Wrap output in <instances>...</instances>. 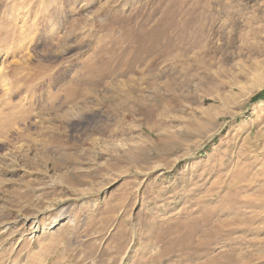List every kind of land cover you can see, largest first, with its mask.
Instances as JSON below:
<instances>
[{
  "label": "rangeland",
  "instance_id": "374dc122",
  "mask_svg": "<svg viewBox=\"0 0 264 264\" xmlns=\"http://www.w3.org/2000/svg\"><path fill=\"white\" fill-rule=\"evenodd\" d=\"M0 65V264L260 261L264 0H0Z\"/></svg>",
  "mask_w": 264,
  "mask_h": 264
},
{
  "label": "bare ground",
  "instance_id": "6f19581e",
  "mask_svg": "<svg viewBox=\"0 0 264 264\" xmlns=\"http://www.w3.org/2000/svg\"><path fill=\"white\" fill-rule=\"evenodd\" d=\"M215 12V11H214ZM215 16V15H214ZM218 16V15H217ZM197 17H198V15H197ZM212 18V17H211ZM210 18V19H211ZM203 19H208V16L206 15V16H203ZM209 19V20H210ZM192 20V19H191ZM191 20H188V21H191ZM209 20H206V21H204V24H202L201 26H199V24H198V29H199V34H198V38H199V41H203L204 39H206L205 37H206V34H205V27H206V24L208 23V21ZM204 29V30H203ZM244 39V38H243ZM4 53V52H3ZM20 57V56H19ZM1 66V65H0ZM2 67V66H1ZM21 68V67H20ZM18 69H19V67H18ZM17 70V69H16ZM2 71V70H1ZM18 72V71H17ZM20 72V71H19ZM0 76L2 77L3 75H2V73H0ZM263 85H264V82H262V83H258V87L260 88V87H263ZM128 91H131V94H133L134 93V89L133 88H131V89H129ZM29 98V97H28ZM30 99V98H29ZM134 100V99H133ZM135 102V101H134ZM256 258L257 259H259L260 261L259 262H256L255 264H258V263H262V262H264L263 260H264V252L263 251H261V250H258L257 251V253H256ZM252 260V257H251V259H249L248 258V260H247V262H244V264H250V261ZM236 264H240V262H238V263H236Z\"/></svg>",
  "mask_w": 264,
  "mask_h": 264
},
{
  "label": "crops",
  "instance_id": "0c3cea01",
  "mask_svg": "<svg viewBox=\"0 0 264 264\" xmlns=\"http://www.w3.org/2000/svg\"><path fill=\"white\" fill-rule=\"evenodd\" d=\"M51 244V242L48 240V241H46V243H45V245H46V247H49V245ZM63 241L59 244V245H57L58 246V248H59V246L61 247V251H62V249L64 248L63 247ZM54 255V254H53ZM35 259L37 260V262L39 263V264H49V262L51 263V264H56L57 262L56 261H54L55 259H53V258H50V257H48V256H46L45 258H43V259H40V258H38V256H35ZM53 259V260H52ZM64 261H67L66 259H64Z\"/></svg>",
  "mask_w": 264,
  "mask_h": 264
},
{
  "label": "trees",
  "instance_id": "16d2710c",
  "mask_svg": "<svg viewBox=\"0 0 264 264\" xmlns=\"http://www.w3.org/2000/svg\"><path fill=\"white\" fill-rule=\"evenodd\" d=\"M263 97H264V90H263V92H261V93L255 95L254 97H252L251 100L256 101V100L262 99Z\"/></svg>",
  "mask_w": 264,
  "mask_h": 264
}]
</instances>
